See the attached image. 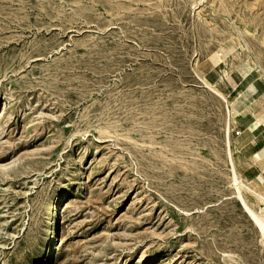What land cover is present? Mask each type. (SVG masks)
<instances>
[{
	"label": "rangeland",
	"instance_id": "1",
	"mask_svg": "<svg viewBox=\"0 0 264 264\" xmlns=\"http://www.w3.org/2000/svg\"><path fill=\"white\" fill-rule=\"evenodd\" d=\"M201 70L221 93L264 91V0H0V264H264L231 184L226 102ZM253 101L230 145L264 193Z\"/></svg>",
	"mask_w": 264,
	"mask_h": 264
},
{
	"label": "bare ground",
	"instance_id": "2",
	"mask_svg": "<svg viewBox=\"0 0 264 264\" xmlns=\"http://www.w3.org/2000/svg\"><path fill=\"white\" fill-rule=\"evenodd\" d=\"M220 59H221L220 56L216 57V60H217L216 63L217 64H215L213 67H215L216 69L217 68L219 69V71H220L219 72V79H222L223 77L229 76V73L230 72H233V67H230V68L225 69L223 66H221L219 64L218 61ZM240 63L241 64H239L238 66H236V67H238L240 69L238 72H240L244 76V78H246V77L248 78V76L250 75V73H252L253 70L256 68L255 65H253L248 58L242 60V62H240ZM236 67H234V68H236ZM255 71H256V69H255ZM196 76L202 82V84H203V86L205 88L209 89L211 92L215 93L216 95H218L220 98H222L226 102L227 118H228L227 119V128L225 129L226 130V147H227V156H228V161H229L230 171H231V175H230L231 184L234 187V190H235V193H236V197L238 198L239 202L241 203L243 209H245V212H247V214L249 215V217L254 222V225L258 228V230L260 231L262 237L264 238V193L263 192H260V191H258L256 189H254L252 187H250L249 185H247L246 183H244L243 180H241V178L237 174V171H236V168H235V164H234V160H233L232 148H231V145H230V130H231L230 121H231V118L233 117V115L235 117L238 114V111L234 107V104H230L227 101L226 97L223 95V93H221L215 87V84L213 83V80L210 81V80L206 79V76L203 77L204 76V71L203 70L199 71V74L196 73ZM211 77H213V76L211 75ZM252 82H254V81H252ZM262 95L264 96V91H263V94ZM250 106L258 107V106H261V103L260 102H256L255 103L253 101V103H251ZM255 109L256 108H254L253 110H255ZM262 109H264V108H262ZM242 191H249V192H251V193L254 194V196L256 197L257 201L260 203V205L258 206V210L252 209L247 204L246 200L243 197ZM63 199H64V194L58 195L56 197V199L54 200V202L51 204V207L49 209L50 210V213L52 215L51 216L52 217V220L50 221L51 223H50V227H49V231H48L49 236H48V238L46 240V247H47V249L45 251V254H49L51 248H53V246L57 242V221L58 220H56V210H57V205ZM45 256L46 255L39 256L36 259V261H35L34 264H37L38 262L43 261L44 258H45Z\"/></svg>",
	"mask_w": 264,
	"mask_h": 264
},
{
	"label": "crops",
	"instance_id": "3",
	"mask_svg": "<svg viewBox=\"0 0 264 264\" xmlns=\"http://www.w3.org/2000/svg\"><path fill=\"white\" fill-rule=\"evenodd\" d=\"M229 87L228 91H223L222 93L225 94L226 97L231 96L232 93L237 92V96H236V102H239V105L237 106V111H242V105L243 104H250L253 100L257 99V98H261L262 93H263V87L261 82L257 80H255L254 82H250L247 87L245 89H242L241 86L239 84H232L229 83ZM235 102V104H236ZM247 112V111H244ZM243 113V112H242ZM248 113V112H247ZM241 114V113H240ZM248 116H250V114H248ZM255 116H257V118L259 117L260 120H258L259 124H263L264 125V109L260 110L259 112H257L255 114ZM243 126V131L248 129H246V123L242 124ZM249 130V129H248ZM239 131V130H236ZM251 131V137H244L246 140L245 141H249V139H252L253 145H252V149H253V157H255V154H257L258 158H257V164L256 166H259L260 173H264V135H261L259 133V127L256 126L253 128V130H249ZM242 132H239V134H241Z\"/></svg>",
	"mask_w": 264,
	"mask_h": 264
},
{
	"label": "built area",
	"instance_id": "4",
	"mask_svg": "<svg viewBox=\"0 0 264 264\" xmlns=\"http://www.w3.org/2000/svg\"><path fill=\"white\" fill-rule=\"evenodd\" d=\"M235 133H236V134H238V133H239V131H235Z\"/></svg>",
	"mask_w": 264,
	"mask_h": 264
}]
</instances>
